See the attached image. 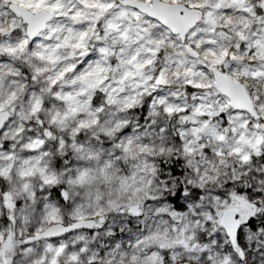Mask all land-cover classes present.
<instances>
[{
	"label": "snow or ice",
	"instance_id": "obj_1",
	"mask_svg": "<svg viewBox=\"0 0 264 264\" xmlns=\"http://www.w3.org/2000/svg\"><path fill=\"white\" fill-rule=\"evenodd\" d=\"M0 264H264V0H0Z\"/></svg>",
	"mask_w": 264,
	"mask_h": 264
}]
</instances>
